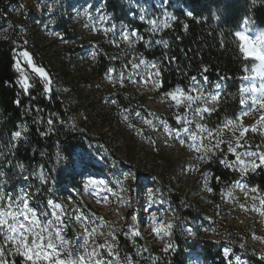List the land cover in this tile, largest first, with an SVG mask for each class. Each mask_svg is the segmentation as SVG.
<instances>
[{
    "label": "trees",
    "instance_id": "16d2710c",
    "mask_svg": "<svg viewBox=\"0 0 264 264\" xmlns=\"http://www.w3.org/2000/svg\"><path fill=\"white\" fill-rule=\"evenodd\" d=\"M17 2L18 0H0V19L8 21L10 15L7 4ZM92 3L91 11L94 13L100 6L110 18V27L114 25L115 30L114 35H108L100 42L91 41V46L96 49L95 61L88 62L79 83L90 87L97 82L103 90L110 93L115 101V116L123 112L124 116L132 120L138 117L136 113L139 112V117L155 119V114L146 108L143 99L135 98L127 89V81L138 70L133 64H138L139 67L142 64L156 65L159 73L157 93L168 105V114L160 117L171 129L180 130V135L187 143L191 144L192 141L183 133L182 122L176 120V115H185V108H177L175 102L165 93L177 87L185 90L191 88L193 76L201 84L206 76L208 83L204 88L205 93L215 94L219 91L220 100L215 106L216 110L211 115L205 114L203 120L198 116L193 117L191 112L188 113L189 119L194 118L207 124L209 128H215L240 114L243 107L239 103L238 88L242 83L240 77L245 74L242 71L244 65L247 63L251 67V62L243 60L233 33L240 30L246 17L264 29V0H92ZM188 11H191L193 16L189 17ZM165 12L175 19L168 21L170 27L153 32L147 19L163 20ZM142 15L145 20L140 19ZM57 21L59 30L72 37L75 30L71 15H68L67 11L63 12ZM1 29L0 27V170L6 173L7 182L12 188L28 186L33 199L44 207L54 194L50 182L54 176L56 180L57 175H60V184L54 185L56 190L59 187L60 195L63 192L62 184L73 183L72 185L77 186L80 177L73 180L74 160L79 149L86 150L91 140L73 130L72 117L77 110L76 104L62 98L59 92H53L49 96L43 82L33 75L30 77V89L24 90L20 71L16 67L19 59L24 60L22 55L19 59L17 55L24 45L20 32L10 30L3 34ZM122 32L129 33L128 41L122 39ZM133 33L143 39L132 35ZM34 42L37 43L36 36ZM164 42H167L168 47H164ZM85 49L82 45L76 46L72 55L83 57ZM43 50L33 45L34 62L43 67L51 80H55L60 87L70 85L72 75L69 73L68 61L63 59L60 68H57L50 64L52 59L46 58ZM42 55L45 61L39 60ZM205 68L207 71H204ZM121 73L124 74L123 77ZM217 82L221 85L219 89L215 88ZM73 90L77 97L82 96L80 87L74 85ZM207 106L213 105L209 103ZM49 120L52 121L51 124L48 123ZM189 127L194 128V124ZM17 131L22 133L19 138L14 137ZM222 139H231V133L225 130ZM247 143L252 146L251 150H255L256 145L264 143V137L250 133ZM221 148L224 149L223 153L217 151L210 162L199 161L195 152L196 170L200 175H208L207 186L213 203L218 205L224 203L225 195L232 193L236 182L242 179L237 168L226 167L220 163L221 158L229 162L235 160V157L227 152L226 145L222 144ZM20 164L24 165L23 169L18 167ZM59 166L68 168L70 172L62 176L57 170V175L54 174V170ZM88 168L99 169L94 164H89ZM41 171L49 173L47 183H41ZM24 176L28 179H23ZM245 181L251 186H258L264 193V168H258L254 174L248 175ZM164 187L167 188L180 219L196 221L204 217L199 207L184 200L182 189H177L170 178H167ZM77 199L78 204L86 209L90 217L99 219L100 216L90 210L81 196ZM211 220L208 218L207 222ZM141 240L147 243L146 239ZM172 241L178 250L161 249L160 252H151L145 246L146 261L143 264H190L189 252L192 250L185 245L186 242L178 233V229L174 231ZM120 245L124 251L134 252L133 245L128 242L123 241ZM246 247L232 246L233 251L243 255L250 264H264V260L256 253L250 250L246 253ZM203 249L205 263L210 261L211 264H229L223 249H217L214 243L204 241ZM16 264H20L19 257H16Z\"/></svg>",
    "mask_w": 264,
    "mask_h": 264
},
{
    "label": "rangeland",
    "instance_id": "374dc122",
    "mask_svg": "<svg viewBox=\"0 0 264 264\" xmlns=\"http://www.w3.org/2000/svg\"><path fill=\"white\" fill-rule=\"evenodd\" d=\"M7 5L10 19H0L1 32H20L24 44L21 51H27L37 67L41 66L33 60V45L43 48V55L51 58L50 64L57 68H60L63 59L67 60L69 73L72 75L71 84L60 87L49 75L48 80H45L34 73L24 57L22 61L19 59L21 82L26 76L30 83V77L33 75L43 82L49 96L53 92H59L62 98L76 104L77 110L72 117L73 130L91 140L86 150L79 149L74 160L73 180L80 177L77 182L79 190L73 183H61V195L58 192L59 187L55 189L54 185L60 184L57 170L58 174L64 176L70 172L68 168L59 166L54 170L57 181L54 180L55 176L50 179L54 192L50 199L63 205L67 213L66 221L71 224L67 238L77 245L81 243V222L71 219L76 215L78 208H82L88 215L86 209L78 204L77 197L81 196L90 210L100 216L99 219L92 218L94 223L89 227H98L99 231L104 233L114 231L118 238L114 243L121 260L130 257L132 264H143L146 261L145 246L151 252H160L161 249L178 250L172 241L177 229L184 238L185 245L192 250L189 252L190 264H211L210 261L205 263L204 241L214 243L216 248H222L223 252L225 248L230 249V254L225 259L231 264H250L243 255L233 251L232 246L236 245L242 248L247 246L246 253L250 250L259 258L264 257V216L251 210L250 199H246L244 192L236 185L232 193L225 195L222 205L214 204L207 186L209 177L197 172L195 151L189 148L190 143L185 141L181 144L165 132V127L174 134L176 131L168 127L160 117L168 114V105L157 93L159 73L156 67L142 64L126 83L128 91L135 98L143 99L146 108L155 114V119L151 120L154 127L146 124L143 117L126 120L123 112L115 116V101L110 93L103 90L97 82L90 87L79 83L88 62L95 61L96 49L91 46V41L100 42L102 38L114 35V31H105L110 29L112 24L100 6L93 13L92 0H18L16 4ZM66 11L71 15L75 30L72 37L60 31L57 24V19ZM101 16L107 17V21H101ZM249 27L254 32L262 30L252 22ZM35 36L37 43L34 42ZM80 45L86 47L83 57L72 55L73 48ZM43 55L39 60L45 61ZM145 80L148 82L145 83ZM74 85L82 90L80 98L74 94ZM258 118L259 114L254 113L245 117L244 123L251 125ZM81 157L99 169L85 168L80 163ZM235 168L239 170V165ZM41 173L45 180L50 178L46 171ZM254 173L249 172L239 181L251 187L245 178ZM87 178L89 181L103 183L90 185L89 181H86ZM167 178H170L177 189H182L187 203L199 207L203 218L196 221L180 219L167 188L164 187ZM28 190L30 192L29 188ZM252 195L255 193H249V196ZM256 203L259 204V201ZM208 218L212 220L207 222ZM105 222H109L111 227ZM160 223L172 225L170 234H165L164 231L157 234L156 228ZM133 229L139 230L140 235L133 236ZM142 238L147 240L146 244ZM106 239L113 242L111 237L97 236L90 243H104ZM123 241L133 245V253L122 249L120 244Z\"/></svg>",
    "mask_w": 264,
    "mask_h": 264
},
{
    "label": "snow or ice",
    "instance_id": "6c2138e0",
    "mask_svg": "<svg viewBox=\"0 0 264 264\" xmlns=\"http://www.w3.org/2000/svg\"><path fill=\"white\" fill-rule=\"evenodd\" d=\"M255 2V0H253ZM90 16V13H88ZM164 19H147V23L152 26V31H158L160 28H168V21L174 20L175 17L168 13H164ZM189 17L193 16L191 11L187 12ZM101 21H107V17H99ZM145 20V16L140 17ZM254 23V22H252ZM250 25V20L246 17L243 20L240 30H236L233 36L237 42L239 52L242 54L244 61L251 62V67L246 63L242 69L245 73L240 77L242 81L238 92L240 95L239 103L242 105L241 112L234 119H229L218 125L215 128H209L207 124L200 123L198 120L189 119L188 113L191 112L193 117L204 119L205 114L211 115L216 110V105L220 100V92L205 93L204 88L208 83L206 76L203 77L204 83L201 84L193 76V86L187 90L181 87L175 88L173 91L165 93L172 101L175 102L177 108L183 106L185 115H176V120L182 122L183 133L192 141L189 148L194 150L198 155L197 159L202 162H210L216 155L217 151L223 153L224 149L221 145H226V150L231 153L235 160L232 162L221 158L220 163L226 167L235 168L239 165V171L243 176L249 172H255L258 168H264V143L255 146V150H251L252 146L247 143V137L250 133H257L264 137V29L253 31ZM187 25H185V28ZM113 25L105 31H114ZM132 35L138 36L137 33ZM122 39L128 41L130 35L127 32L121 33ZM143 39V37H139ZM159 43V41H158ZM164 47H168L167 42H164ZM26 58L27 63L32 66L34 73L48 80V74L41 67H37L27 51L20 53ZM144 63V61H141ZM16 67L19 69L20 63L17 61ZM134 68H139L138 64H133ZM155 68L156 65L152 64ZM204 71H207L205 68ZM123 77V73L120 74ZM158 75V73H157ZM50 83V80L48 81ZM148 81L145 80V83ZM247 82V83H244ZM22 87L27 91L31 84L28 83V78L25 76ZM160 86H163L162 81ZM220 83L215 84V88L219 89ZM196 93L193 95L192 93ZM19 103V101H16ZM211 103L213 106L208 107ZM196 105V107H193ZM203 105V106H201ZM259 114V118L255 123L246 125L244 118ZM136 116H141L137 112ZM127 120L128 117L125 116ZM144 122L149 126H153L151 120L145 119ZM52 123L51 120L48 121ZM194 124V128L190 125ZM165 132L169 136H173L181 144L185 140L180 136V130L175 134L165 127ZM225 130L231 133V139L225 141L222 139ZM22 133L17 131L14 133L15 138L21 137ZM244 149L237 151V149ZM11 162H9L10 164ZM80 163L87 168L89 162L84 157H81ZM20 169L24 165H18ZM41 183H47L43 173L39 176ZM27 180L28 177L24 176ZM103 183L90 180V185ZM238 187L245 194L246 199L251 201V210L256 211L259 215L264 216V193L261 192L258 186H248L240 181L236 182ZM249 193L255 195L249 196ZM151 196V193H149ZM259 201V204L256 203ZM241 207H245L241 205ZM67 213L62 204L48 199L45 206L41 207L30 195L28 188H12L6 179V173L0 170V264H16V257L20 258V264H132L130 257H125L121 260L119 252L116 250L114 243L118 238L114 231L104 233L99 231L98 227H89L94 221L92 217L85 214L82 208H78L76 215L71 219L81 222L83 228L82 240L80 244H76L73 240L67 238V232L71 228V224L66 221ZM101 220L103 218H100ZM111 227L109 222H105ZM171 224L160 223L156 228L157 234L164 231L165 234H170ZM133 236H139V230L133 229ZM97 236L111 237L113 242L107 239L104 243H90ZM230 254V249H224V255L227 258ZM111 258V259H109ZM264 259V257H261ZM229 264L231 262L229 261Z\"/></svg>",
    "mask_w": 264,
    "mask_h": 264
},
{
    "label": "built area",
    "instance_id": "2783aa9c",
    "mask_svg": "<svg viewBox=\"0 0 264 264\" xmlns=\"http://www.w3.org/2000/svg\"><path fill=\"white\" fill-rule=\"evenodd\" d=\"M23 47H24V45H23ZM23 50H25V49H23ZM20 53H22V51H21V50H19V51L17 52L18 59L20 58Z\"/></svg>",
    "mask_w": 264,
    "mask_h": 264
},
{
    "label": "bare ground",
    "instance_id": "6f19581e",
    "mask_svg": "<svg viewBox=\"0 0 264 264\" xmlns=\"http://www.w3.org/2000/svg\"><path fill=\"white\" fill-rule=\"evenodd\" d=\"M28 3H29V2H28ZM87 180L89 181V179H88V178L86 179V181H87Z\"/></svg>",
    "mask_w": 264,
    "mask_h": 264
}]
</instances>
